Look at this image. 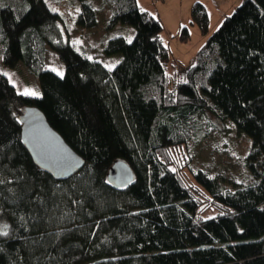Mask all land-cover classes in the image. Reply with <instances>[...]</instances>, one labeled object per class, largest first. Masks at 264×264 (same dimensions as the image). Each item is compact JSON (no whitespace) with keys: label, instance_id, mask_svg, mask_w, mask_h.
Returning <instances> with one entry per match:
<instances>
[{"label":"trees","instance_id":"obj_1","mask_svg":"<svg viewBox=\"0 0 264 264\" xmlns=\"http://www.w3.org/2000/svg\"><path fill=\"white\" fill-rule=\"evenodd\" d=\"M75 1L77 24L95 27L97 9ZM102 3L107 30H134L131 42H104L105 56L120 55L111 69L74 46L59 0H0L1 62L21 61L41 91L20 93L0 70V264H264V0H242L170 73L159 19L137 0ZM191 10L206 34L204 5ZM178 38L187 41L186 26ZM48 49L59 74L46 67ZM24 106L84 159L78 173L56 180L34 164ZM205 111L249 138L252 182L189 168L184 148ZM117 160L133 172L121 188L107 181Z\"/></svg>","mask_w":264,"mask_h":264},{"label":"rangeland","instance_id":"obj_2","mask_svg":"<svg viewBox=\"0 0 264 264\" xmlns=\"http://www.w3.org/2000/svg\"><path fill=\"white\" fill-rule=\"evenodd\" d=\"M97 9L96 26L83 28L76 22L80 11L79 3L75 0H59L56 9L64 17V25L70 29V40L74 46L85 52L89 58L100 61L107 69L119 60L120 55L105 56L102 46L108 39L121 35L127 41L133 37L134 30L130 25L118 23L107 30L106 24L110 14L108 5L102 0H87ZM139 5L159 19L162 25L160 37L169 49L170 61L167 72H172L171 63L188 64L196 50L205 39L230 15L242 0H137ZM200 2L204 5L208 18V31L202 34L197 25L191 22L192 4ZM63 25V26H64ZM182 26L188 29L186 42L179 40ZM2 45L0 44V70L7 76L15 89L22 94L35 93L39 96L40 86L38 78L31 74L24 64L19 61L14 67H6L1 62ZM46 67L58 74L62 72V64L56 55L46 51ZM30 95V94H26ZM250 146L249 138L228 120L220 119L205 111L198 120L195 134L188 141L183 150L187 154L189 168L202 170L209 175L222 177L229 185L237 186L252 182L243 164V157ZM2 226V225H1Z\"/></svg>","mask_w":264,"mask_h":264},{"label":"water","instance_id":"obj_3","mask_svg":"<svg viewBox=\"0 0 264 264\" xmlns=\"http://www.w3.org/2000/svg\"><path fill=\"white\" fill-rule=\"evenodd\" d=\"M21 141L34 164L56 180H64L78 173L84 159L74 152L49 125L35 106H24L19 114ZM133 179L130 166L115 161L107 172V181L115 188L127 186Z\"/></svg>","mask_w":264,"mask_h":264},{"label":"snow or ice","instance_id":"obj_4","mask_svg":"<svg viewBox=\"0 0 264 264\" xmlns=\"http://www.w3.org/2000/svg\"><path fill=\"white\" fill-rule=\"evenodd\" d=\"M129 42H131V41H129ZM25 94L35 95V93H25Z\"/></svg>","mask_w":264,"mask_h":264}]
</instances>
